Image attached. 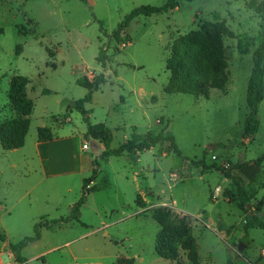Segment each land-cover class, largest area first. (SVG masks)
Listing matches in <instances>:
<instances>
[{
  "label": "rangeland",
  "instance_id": "obj_1",
  "mask_svg": "<svg viewBox=\"0 0 264 264\" xmlns=\"http://www.w3.org/2000/svg\"><path fill=\"white\" fill-rule=\"evenodd\" d=\"M167 1L0 0V121L18 117L8 100L14 75L29 79L35 103L26 144L9 151L0 145V232L6 235L0 264H13L9 244L33 236L36 223L69 217L92 176L80 219L43 228L41 238L23 248L25 264H43L41 256L46 264H174L156 251L161 225L155 210L169 211L171 225L192 226L202 264H264V229L251 227L245 237L253 215L264 221V99L257 134L241 137L252 57L264 42L257 10L264 0H180L166 13L134 18L131 41H115L112 33L135 8ZM218 21L233 33L224 38L226 88L211 89L209 98L166 93V62L176 40ZM100 49L109 59L106 68L97 61ZM102 73L106 81L86 108L92 124L111 129V148L148 131L166 137L160 144L111 157L99 140L103 150L83 149L90 143L87 123L74 102L87 90L77 80ZM41 126L70 136L60 139L67 149H39ZM41 153L67 165L52 170L45 163V172ZM181 256L192 264L184 251Z\"/></svg>",
  "mask_w": 264,
  "mask_h": 264
},
{
  "label": "trees",
  "instance_id": "obj_2",
  "mask_svg": "<svg viewBox=\"0 0 264 264\" xmlns=\"http://www.w3.org/2000/svg\"><path fill=\"white\" fill-rule=\"evenodd\" d=\"M85 1V0H83ZM191 2L193 0H187ZM180 5V0H168L162 6L142 5L135 8L121 21L117 29L112 33L115 41L125 44L131 41L127 34L130 22L138 16H152L163 14ZM258 12L264 18V2L258 8ZM232 31L225 22L207 23L201 26L199 30L190 31L188 34L179 37L173 45L171 54L166 62V68L171 76L165 88L168 94L184 93L194 96L210 97L211 89L224 90L228 82L227 63L225 59L224 38L231 37ZM19 54V53H17ZM253 68L249 78L246 94L247 108L249 110L245 121L241 137L243 139H253L260 127L259 105L264 99V42L253 53ZM108 57L103 49H100L97 61L102 68H106ZM106 81L105 75L99 74L90 80L83 76L77 80V83L84 86L87 90L85 96L74 102V108L83 114L87 123L86 137L88 140L95 139L102 142L105 146L103 155L105 157L121 156L125 153H138L150 150L160 144L166 137L162 134H154L148 131L145 135L133 133L131 139L125 140L118 148H111L113 133L103 123L92 124L88 118L87 105L93 102L94 93ZM29 79L22 75H14L10 80L8 90V100L18 117L13 120L0 121V145L4 150H14L22 148L25 145L28 135L31 114L34 111L35 103L28 96L27 86ZM45 94L52 93L49 89H44ZM55 135L50 127L38 128V141L50 142ZM169 141L175 147V152L181 154L177 148L173 136H169ZM226 178H232L230 172L223 167H218ZM94 180L85 179L83 182V195L81 199L72 207L71 214L66 219H56L43 224L38 222L34 226V235L27 236L17 244L10 243L9 248L13 253L17 264H25L26 259L22 255V250L27 245L41 238V230L50 228L53 223L78 220V212L85 203L86 187ZM227 194L229 191H226ZM233 201V195L230 196ZM136 203L139 207H145L146 203L140 197ZM245 207V206H243ZM257 210H260L259 208ZM153 218L161 225L156 238V251L158 255L174 264H187L182 260L181 251L187 255L192 264H202L199 261L198 245L193 234L192 226L182 221L179 225L170 224V212L155 210ZM254 221H248L246 225L245 237L248 236V229L259 227L264 229V221L259 220L253 215ZM0 240L6 241V235L0 232ZM43 264H46L44 256L39 257Z\"/></svg>",
  "mask_w": 264,
  "mask_h": 264
},
{
  "label": "crops",
  "instance_id": "obj_3",
  "mask_svg": "<svg viewBox=\"0 0 264 264\" xmlns=\"http://www.w3.org/2000/svg\"><path fill=\"white\" fill-rule=\"evenodd\" d=\"M31 119V118H30ZM41 127H44V126H41ZM30 128H31V124H30ZM39 128V127H38ZM37 128V129H38ZM51 128V127H50ZM52 129V128H51ZM30 130V129H29ZM54 135H55V137H54V139L52 140V141H50V142H36V146L39 148V149H44V150H46V149H49V148H51V146H54V145H57L56 146V148L58 149V151H63V150H65V149H67V144H68V142L66 143V142H62L61 140H69L70 139V136H65V137H62V138H59V137H57L56 136V134L54 133ZM61 139V140H60ZM25 144H26V142H25ZM104 149V146L102 145L101 147H100V151L101 150H103ZM15 150V149H14ZM45 153H47L46 151H44ZM27 162H29L28 160H27ZM40 163H41V166H43V169H44V171H45V163H51V165L50 164H48V166H49V169H52V170H54V169H57V167L59 168V167H64V165H65V163H66V161L64 162L63 160H61V159H59V160H53V159H51V158H49L48 157V154L47 155H42V153H41V157H40V161H39ZM53 162H61V164H59L58 166H55L54 165V163ZM64 162V163H63ZM67 165V164H66ZM65 165V166H66ZM50 166H51V168H50ZM70 168L71 169H73V165H71L70 166ZM62 169H64V168H62ZM64 171V170H63ZM65 171H68V170H65ZM64 171V172H65ZM94 171V170H93ZM46 172V171H45ZM95 181L96 180H94V181H92V184L93 185H95ZM82 208V207H81ZM78 218L80 219V212H79V215H78ZM109 235V234H108ZM264 252V251H263ZM39 259V258H38ZM13 264H17L16 262H15V259H14V256H13ZM98 264H102V263H98ZM133 264H135V259H134V261H133Z\"/></svg>",
  "mask_w": 264,
  "mask_h": 264
},
{
  "label": "water",
  "instance_id": "obj_4",
  "mask_svg": "<svg viewBox=\"0 0 264 264\" xmlns=\"http://www.w3.org/2000/svg\"><path fill=\"white\" fill-rule=\"evenodd\" d=\"M90 145H91V149L93 152L99 150V148H100L99 145H97L96 140H94V139L90 140Z\"/></svg>",
  "mask_w": 264,
  "mask_h": 264
},
{
  "label": "built area",
  "instance_id": "obj_5",
  "mask_svg": "<svg viewBox=\"0 0 264 264\" xmlns=\"http://www.w3.org/2000/svg\"><path fill=\"white\" fill-rule=\"evenodd\" d=\"M89 148H91V145H90L89 142H86V143L83 145V149L88 150Z\"/></svg>",
  "mask_w": 264,
  "mask_h": 264
}]
</instances>
